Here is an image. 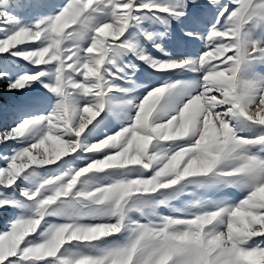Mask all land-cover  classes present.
<instances>
[{
    "label": "snow or ice",
    "instance_id": "snow-or-ice-1",
    "mask_svg": "<svg viewBox=\"0 0 264 264\" xmlns=\"http://www.w3.org/2000/svg\"><path fill=\"white\" fill-rule=\"evenodd\" d=\"M0 218V264H264V0H0Z\"/></svg>",
    "mask_w": 264,
    "mask_h": 264
},
{
    "label": "rangeland",
    "instance_id": "rangeland-1",
    "mask_svg": "<svg viewBox=\"0 0 264 264\" xmlns=\"http://www.w3.org/2000/svg\"><path fill=\"white\" fill-rule=\"evenodd\" d=\"M21 63H22V62H21ZM165 214H167V213L165 212ZM2 224H3V219L0 218V226H2Z\"/></svg>",
    "mask_w": 264,
    "mask_h": 264
}]
</instances>
